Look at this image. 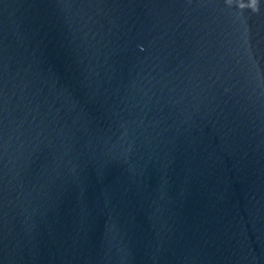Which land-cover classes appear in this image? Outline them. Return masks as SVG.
I'll return each mask as SVG.
<instances>
[{
  "label": "water",
  "instance_id": "95a60500",
  "mask_svg": "<svg viewBox=\"0 0 264 264\" xmlns=\"http://www.w3.org/2000/svg\"><path fill=\"white\" fill-rule=\"evenodd\" d=\"M0 264H264V0H0Z\"/></svg>",
  "mask_w": 264,
  "mask_h": 264
}]
</instances>
